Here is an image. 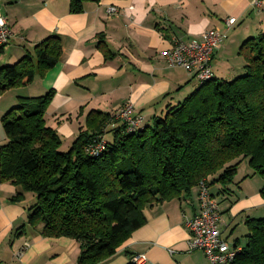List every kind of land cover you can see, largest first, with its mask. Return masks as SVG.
<instances>
[{
    "label": "trees",
    "instance_id": "16d2710c",
    "mask_svg": "<svg viewBox=\"0 0 264 264\" xmlns=\"http://www.w3.org/2000/svg\"><path fill=\"white\" fill-rule=\"evenodd\" d=\"M87 1L102 0H71L70 11H83ZM240 54L243 74L198 83L137 130H128L112 113L91 110L67 150L46 123L54 90L21 98L2 117L0 178L20 187L11 200L34 194L28 223L42 226L43 236L77 240V264H102L146 223V207L187 198L202 181L219 185L214 196L229 198L244 160L251 175L264 179V33L245 40ZM61 55L57 34L36 43L15 63L0 67V94L44 76ZM92 144L103 149L90 154ZM260 193L264 199V185ZM245 225L246 242L232 264H264V216L247 217Z\"/></svg>",
    "mask_w": 264,
    "mask_h": 264
},
{
    "label": "crops",
    "instance_id": "0c3cea01",
    "mask_svg": "<svg viewBox=\"0 0 264 264\" xmlns=\"http://www.w3.org/2000/svg\"><path fill=\"white\" fill-rule=\"evenodd\" d=\"M70 1L0 0V11L14 33L8 44L0 46V67L15 63L51 34L62 42L58 63L44 76L36 75L29 85L0 94V145L6 142L3 115L21 98L39 97L49 90L55 93L46 123L60 134L61 148L70 147L91 110L114 113L130 101L148 124L169 104L198 88L192 75L170 66L161 53L171 47L173 36L188 40L210 28L225 32L212 71L214 79L229 81L244 73L245 59L240 54L244 41L264 33V0L256 6L253 0L87 1L78 13L70 11ZM110 6L117 10L110 13ZM230 17L236 22L229 27ZM252 180L258 189L251 188ZM235 183L229 198L221 194L216 199L223 235L231 244L243 246L246 218L264 216L260 193L264 179L251 175L249 168L241 179L235 177ZM218 187L213 185L211 192L216 194ZM19 191L20 187L0 178V264H77L80 243L65 236L46 237L42 226L32 227L28 214L36 197L27 192L23 201H12ZM198 211V187L187 198L146 207V223L102 264H130L134 256H143L144 264H208L202 250L189 246L186 219ZM240 224L246 228L244 235L230 237Z\"/></svg>",
    "mask_w": 264,
    "mask_h": 264
},
{
    "label": "built area",
    "instance_id": "2783aa9c",
    "mask_svg": "<svg viewBox=\"0 0 264 264\" xmlns=\"http://www.w3.org/2000/svg\"><path fill=\"white\" fill-rule=\"evenodd\" d=\"M261 0H253V5H260ZM117 10L115 6H110L108 11L113 13ZM236 22L235 17L227 19L230 27ZM6 17L0 11V46L9 43L13 37ZM226 33L210 28L203 31L198 38L183 40L178 36L171 38V47L161 53L167 63L173 67H182L199 84L207 82L213 78L212 59L215 51L222 45ZM114 118L124 121L128 130H137L144 123V116L136 112L132 102L128 101L116 112L112 113ZM103 149L102 144L88 145L90 154L97 155ZM199 211L186 219V225L190 232L189 246L191 250H202L210 264H232L241 246H234L223 235L220 228L222 214L219 202L211 193L209 186L202 181L198 189ZM29 245L27 242L24 246ZM132 261L136 264H144L143 256H134Z\"/></svg>",
    "mask_w": 264,
    "mask_h": 264
},
{
    "label": "rangeland",
    "instance_id": "374dc122",
    "mask_svg": "<svg viewBox=\"0 0 264 264\" xmlns=\"http://www.w3.org/2000/svg\"><path fill=\"white\" fill-rule=\"evenodd\" d=\"M62 150H67L68 148H61ZM250 167H249V165H248V163H247V161L246 160H244L242 163H241V165H240V168H238L239 170H238V172H237V175L235 176L236 178H238V179H241L243 176H244V173L245 172H247V170L249 169ZM250 183H251V188L252 189H258V184H256L255 183V181H250ZM212 186L213 185H211L209 188L210 189H212ZM216 197V196H215ZM255 215H261V214H259V213H255ZM261 217V216H260ZM241 225V224H240ZM238 225V228L235 230V233H233L232 235H230V237H233L234 238V236L235 235H237L238 233L240 234H242V235H244L243 233H245V231H246V228L243 226V225ZM230 237H229V239H230ZM242 238L244 239V237L242 236ZM230 240H232V238L230 239ZM232 242V241H231ZM208 264H210L209 262H208Z\"/></svg>",
    "mask_w": 264,
    "mask_h": 264
}]
</instances>
